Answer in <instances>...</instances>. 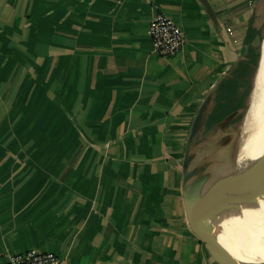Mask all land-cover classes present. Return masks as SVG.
<instances>
[{
    "label": "crops",
    "instance_id": "1",
    "mask_svg": "<svg viewBox=\"0 0 264 264\" xmlns=\"http://www.w3.org/2000/svg\"><path fill=\"white\" fill-rule=\"evenodd\" d=\"M263 23L264 0H0V264H217L186 219V139L202 102L203 134L246 107Z\"/></svg>",
    "mask_w": 264,
    "mask_h": 264
},
{
    "label": "water",
    "instance_id": "2",
    "mask_svg": "<svg viewBox=\"0 0 264 264\" xmlns=\"http://www.w3.org/2000/svg\"><path fill=\"white\" fill-rule=\"evenodd\" d=\"M263 38L264 23L256 35L243 46L240 54V57L244 58L249 48L256 51L254 73L250 81L248 102L244 110L240 113L237 110L228 113L203 134V119L206 110L204 101L193 117L186 139L182 163V197L186 219L191 231L205 243L217 264H264V262H244L229 252L218 238V224L212 209L204 207L211 182L215 177L230 174L231 176L250 178L264 173V151L245 162L238 163L237 160H232L228 165H216L213 162L215 156L228 152L239 139L240 127L252 99L254 77L259 64ZM239 114H241L240 118L235 119ZM207 157H209V161L206 160Z\"/></svg>",
    "mask_w": 264,
    "mask_h": 264
},
{
    "label": "bare ground",
    "instance_id": "3",
    "mask_svg": "<svg viewBox=\"0 0 264 264\" xmlns=\"http://www.w3.org/2000/svg\"><path fill=\"white\" fill-rule=\"evenodd\" d=\"M262 44L263 41L261 48ZM260 62L239 139L228 152L214 157L216 165H228L232 160L245 162L264 151V58ZM204 207L212 209L218 224V238L229 252L244 262H264V173L250 178L230 174L215 177ZM235 235L244 241V246ZM253 243L247 254L244 249Z\"/></svg>",
    "mask_w": 264,
    "mask_h": 264
},
{
    "label": "built area",
    "instance_id": "4",
    "mask_svg": "<svg viewBox=\"0 0 264 264\" xmlns=\"http://www.w3.org/2000/svg\"><path fill=\"white\" fill-rule=\"evenodd\" d=\"M153 50L161 56L176 54L184 43V32L177 23L161 12L155 13L148 24ZM2 264H61L56 254L27 249L9 254Z\"/></svg>",
    "mask_w": 264,
    "mask_h": 264
},
{
    "label": "rangeland",
    "instance_id": "5",
    "mask_svg": "<svg viewBox=\"0 0 264 264\" xmlns=\"http://www.w3.org/2000/svg\"><path fill=\"white\" fill-rule=\"evenodd\" d=\"M261 50H262L261 52H263V53L260 54L259 61L262 60V62H260V63H263V58H264V39H263V44H262V48H261ZM256 71H257V70H256ZM255 74H256V73H255ZM254 90H255V77H254ZM254 90H253V91H254ZM206 160L209 161V157H207ZM235 236H237V235H235ZM236 238H237V240L239 241V244H240L241 246H244V241L242 242V241L239 239L238 236H237ZM254 245H255V244L253 243L250 247L244 249L245 252L248 254L249 251L253 248Z\"/></svg>",
    "mask_w": 264,
    "mask_h": 264
}]
</instances>
